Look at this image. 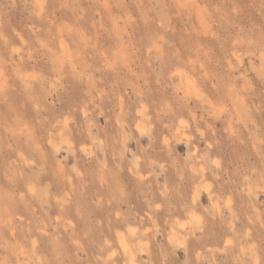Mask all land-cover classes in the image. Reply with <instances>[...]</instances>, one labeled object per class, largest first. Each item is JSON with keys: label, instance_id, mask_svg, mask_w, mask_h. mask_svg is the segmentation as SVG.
Masks as SVG:
<instances>
[{"label": "clouds", "instance_id": "9594fccd", "mask_svg": "<svg viewBox=\"0 0 264 264\" xmlns=\"http://www.w3.org/2000/svg\"><path fill=\"white\" fill-rule=\"evenodd\" d=\"M0 264H264V0H0Z\"/></svg>", "mask_w": 264, "mask_h": 264}]
</instances>
